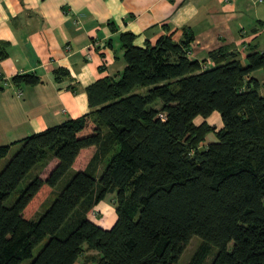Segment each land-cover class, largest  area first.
<instances>
[{
  "label": "trees",
  "instance_id": "trees-1",
  "mask_svg": "<svg viewBox=\"0 0 264 264\" xmlns=\"http://www.w3.org/2000/svg\"><path fill=\"white\" fill-rule=\"evenodd\" d=\"M135 36L120 32L125 66L86 85L88 111L0 144V159L11 153L0 168V264H74L90 249L97 264H176L194 234L204 241L189 264H203L209 243V264H264V79L252 73H264V51L249 47L243 61L220 46L199 59L187 26L179 39ZM214 110L219 127L206 119ZM208 132L216 139L204 143ZM108 193L116 217L104 227L88 212Z\"/></svg>",
  "mask_w": 264,
  "mask_h": 264
},
{
  "label": "crops",
  "instance_id": "crops-1",
  "mask_svg": "<svg viewBox=\"0 0 264 264\" xmlns=\"http://www.w3.org/2000/svg\"><path fill=\"white\" fill-rule=\"evenodd\" d=\"M184 26L194 33L191 56L226 46L245 61L249 47L264 51V0H0V144L88 111L86 85L126 64L121 31H133L142 44L171 31L179 39ZM59 67L69 75L55 78ZM26 72L39 79L13 78ZM252 73L263 81L261 69ZM211 116L222 125L217 110ZM95 206L98 217H88L110 226L114 207L104 200ZM95 254L86 250L74 264H97L88 259Z\"/></svg>",
  "mask_w": 264,
  "mask_h": 264
},
{
  "label": "rangeland",
  "instance_id": "rangeland-1",
  "mask_svg": "<svg viewBox=\"0 0 264 264\" xmlns=\"http://www.w3.org/2000/svg\"><path fill=\"white\" fill-rule=\"evenodd\" d=\"M201 118L200 117H197L195 119L196 122H198ZM208 121L214 125H217L216 124V116H211L209 118H207ZM216 139V136L214 135L213 132H208L206 134V137H205V140H204V143H207L208 141L210 140H215ZM11 153L9 152L5 157H3L2 159H0V168L3 166V164L6 162V160L9 158V155ZM52 162V159L50 161L47 162V166H49ZM107 162V159L104 160L98 167V170H97V173L99 175V173L101 172V170L103 169V167L105 166ZM34 172H39L40 174L42 175H45L46 174V169L43 171L42 170H34ZM32 174H33V171L29 172L19 183V185L16 187V189L11 193V195L9 196L7 202H11L13 201L16 196L20 193L21 189L26 185V183L30 180V178L32 177ZM70 176V172L66 173L60 180L59 182L56 184V186L52 189V191L50 193H48L47 197L44 199V201L41 203L40 206H38V210L36 212V216L39 215L40 213H42L48 206L49 204L51 203V201L57 196V194L59 193V191L61 190L62 186L64 185V183L67 181V179L69 178ZM112 197V193H108L102 200L104 201H108L109 203H111V205L114 207L113 203L111 202L110 198ZM97 206H93L90 210H89V213H90V216L91 217H94V215L96 214V217L97 216ZM115 212V211H114ZM108 214V217H109V221L111 220L112 218V215L110 212L107 213ZM108 221V222H109ZM203 238L198 235V234H194L190 241L188 242V244L185 246L178 262L176 264H189L194 256H195V253L197 251V249L199 248V246L203 243ZM231 246L232 245V241H230L229 243ZM42 243H40L38 246H36L34 248V254L37 253V251L39 250V248L41 247ZM208 245V253L207 255L204 257V260H203V264H209L210 261L212 260L216 250L218 249V247L215 245V244H212V243H209L207 244ZM31 260V258H25L24 260H22L19 264H28L29 261Z\"/></svg>",
  "mask_w": 264,
  "mask_h": 264
},
{
  "label": "built area",
  "instance_id": "built-area-1",
  "mask_svg": "<svg viewBox=\"0 0 264 264\" xmlns=\"http://www.w3.org/2000/svg\"><path fill=\"white\" fill-rule=\"evenodd\" d=\"M21 92V90H18V93H20ZM161 115L163 116L164 114L163 113H161Z\"/></svg>",
  "mask_w": 264,
  "mask_h": 264
}]
</instances>
